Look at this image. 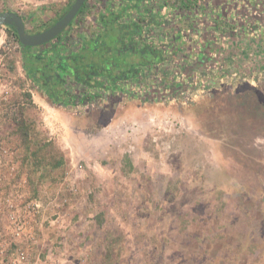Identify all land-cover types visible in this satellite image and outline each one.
Masks as SVG:
<instances>
[{"label":"rangeland","instance_id":"rangeland-1","mask_svg":"<svg viewBox=\"0 0 264 264\" xmlns=\"http://www.w3.org/2000/svg\"><path fill=\"white\" fill-rule=\"evenodd\" d=\"M74 1L0 0V14L37 32ZM189 1L160 2L177 30L211 0ZM260 1L255 31H145L166 63L73 107L29 83L0 27V264H264Z\"/></svg>","mask_w":264,"mask_h":264},{"label":"crops","instance_id":"crops-1","mask_svg":"<svg viewBox=\"0 0 264 264\" xmlns=\"http://www.w3.org/2000/svg\"><path fill=\"white\" fill-rule=\"evenodd\" d=\"M194 1L190 0L189 4H193ZM160 2L163 0H87L77 16V20H80L81 15L88 11L87 5L92 3L99 5L100 7L96 8L95 14V30L83 27L78 21V26L81 25L82 27H79L77 31H107L104 34L107 36V40L121 31L124 34L125 45L132 44L133 50L140 51L149 42L156 50L164 49L163 44L156 43L152 37L145 40V31H227V29L225 30L226 25L232 28L231 31H255L257 30L255 29L256 25H260L253 20L255 18L253 13H256L255 7L262 4L260 0H256V4L252 3L251 0H211L209 2L213 3L214 6L208 2L202 7L201 12L196 11L198 14H194L195 16L189 24V30L184 27L181 30L175 29L177 25L173 23L174 16L172 15V20H169L170 14L175 8L167 9L168 6H161ZM249 2L252 3L250 8L244 5ZM260 17L264 21V13ZM212 21L216 23H212ZM85 24L89 25V19L85 21ZM212 24L216 26L214 29L211 28ZM133 31L136 33L134 34ZM140 33L142 35L138 37ZM117 45L121 46L117 42L112 45V48H116ZM207 47L208 45L205 49ZM252 48V46L247 45V50H252ZM164 50L167 53L166 48ZM253 50L256 51V49ZM152 61L156 62V58Z\"/></svg>","mask_w":264,"mask_h":264},{"label":"flooded vegetation","instance_id":"flooded-vegetation-1","mask_svg":"<svg viewBox=\"0 0 264 264\" xmlns=\"http://www.w3.org/2000/svg\"><path fill=\"white\" fill-rule=\"evenodd\" d=\"M79 15V14H78ZM77 15V16H78ZM77 16L75 19L71 22V24L56 38V40H64L63 43V49L67 48L66 57L70 56L71 58L67 61L65 60L63 63H57L55 66V70L52 72V68L48 65H45V72L47 77H50L54 75L55 78H57L58 82L61 84V89L65 88L66 92L71 93L75 97H79V99L85 97L86 88L84 86H81V68L79 62L75 63V54L79 53L81 50L86 49L87 52H89L90 57L88 58V61L86 64L88 65V69L90 70V74H97L98 81L104 83L105 86H103V90L100 89H93L91 91V94L93 95V98H97L101 95V92H112L116 94L122 93V90L124 88V85L127 81L137 78L139 75L137 73H141V70L143 68H146L150 65L156 64V62H153L152 59H154L151 55V53L143 48L140 51L133 50V45L129 44L125 48L117 49V52L111 54V50L104 51L103 54H99L97 56H94L96 52H98L100 49H105V45L102 43L104 42L102 39H96V38H90L87 39L88 43L87 45H83V42L85 40H80L79 37H74L73 40L69 38L71 31H77L79 30ZM76 24V26H74ZM47 29V28H46ZM32 32V34L42 32ZM107 31H98L96 34H102L104 35ZM95 36V37H96ZM65 40H69L68 42H65ZM65 43V44H64ZM102 43V47L99 45ZM51 42L44 44L42 46L38 47H32L37 52H45L46 50L50 49ZM132 48V49H131ZM107 49V48H106ZM130 49V50H129ZM109 51V52H107ZM83 52V51H82ZM127 57L129 60H127L126 63L123 62V58ZM131 71V75L133 78L129 80H124L125 75L128 73V71ZM100 74V76H99ZM118 77L119 80L116 83V86L119 88L121 86V91H118L114 88L113 82L111 81L112 78ZM122 84V85H121ZM43 96L50 101L48 97H46L44 94ZM89 101L83 100L81 103L75 102L74 104H66L63 101L60 102V104L57 107H73L80 104H86Z\"/></svg>","mask_w":264,"mask_h":264},{"label":"trees","instance_id":"trees-1","mask_svg":"<svg viewBox=\"0 0 264 264\" xmlns=\"http://www.w3.org/2000/svg\"><path fill=\"white\" fill-rule=\"evenodd\" d=\"M87 0H85L84 5L82 6V8L85 6ZM71 7V5L67 8V10L60 15L58 18H56L54 20V22L52 24H50L49 26H44L42 27V30H45L46 28L52 26L54 23H56L67 11L68 9ZM81 8V9H82ZM78 12V14L81 12ZM77 14V15H78ZM8 27V26H7ZM9 29L12 30L13 34L15 35L16 39H17V35L15 30L12 27H8ZM27 33L32 34V32L26 30ZM38 32V31H37ZM133 33L135 34L136 32L133 31ZM141 33L138 34V37H141ZM96 39L99 40H103L104 42H102L105 45V49H100L98 52L95 53L94 56H97L99 54H103L104 51L106 50H111V54L117 52V49L120 48H125L127 45H129V43L127 45H125L124 43V34L121 33V31H118L117 34L114 37H110L107 40V36L99 34L95 37ZM134 38V37H133ZM140 40V38H139ZM64 41V40H63ZM62 40H52L51 41V48L46 50L44 53L43 52H37L35 51V49H33L32 47H24L22 46L17 39V42L19 44V50H20V55H21V63H22V68L24 71V75L27 78V80L29 81V83L35 87L36 89H38L39 91L42 92V94H44L46 97H48L50 99V102L52 103L53 106H58L60 104L61 101H63L66 104H74L75 102H79L81 103L83 100L85 101H91L93 95L91 94V91L93 89H100L103 90V86L104 83L98 81L97 78V74L93 75L90 74V70L88 69V65L86 64V62L88 61V58L90 57L89 52H87L86 49L81 50L79 53L75 54V63L77 64L79 62L80 64V68H81V86L84 88H86V93H85V97H83L82 99L79 97H75L74 95H72L71 93L66 92L65 88L61 89V84L58 82L57 78L51 76L50 79L49 77H47L46 73L44 74V68L45 65H48L52 68V72L55 70V66L57 63H63L65 60L67 61L68 59H70L71 57L68 56L66 57V53H67V48H62L63 47V42ZM69 41V40H68ZM67 40H65V42H68ZM119 42V44H121V46H116V48H112V45L114 43ZM88 40H85L83 42V45H87ZM102 43L99 45L100 47H102ZM65 44V43H64ZM153 47V48H152ZM107 48V49H106ZM144 48L147 49L152 57L155 59L156 58V64H164L167 61V54L165 53V50L162 48H159L158 50H156L154 48V46L150 45V42L148 44L144 45ZM83 51V52H82ZM109 52V51H107ZM127 57L125 56L123 58V62L126 63L127 62ZM140 73H137V75H139ZM100 76V74H99ZM133 78L131 75V71L129 70L128 73L125 75L124 80H129ZM119 78L118 77H114L112 78V82H113V86L116 90L121 91V86L118 88L116 86V83L118 82ZM122 85V84H121ZM75 105V104H74Z\"/></svg>","mask_w":264,"mask_h":264},{"label":"water","instance_id":"water-1","mask_svg":"<svg viewBox=\"0 0 264 264\" xmlns=\"http://www.w3.org/2000/svg\"><path fill=\"white\" fill-rule=\"evenodd\" d=\"M84 3L85 0H75L68 11L56 23L39 33H27L22 18L12 12L0 14V27H12L16 32L18 42L24 47L42 46L56 39L71 24Z\"/></svg>","mask_w":264,"mask_h":264},{"label":"built area","instance_id":"built-area-1","mask_svg":"<svg viewBox=\"0 0 264 264\" xmlns=\"http://www.w3.org/2000/svg\"><path fill=\"white\" fill-rule=\"evenodd\" d=\"M18 43V42H17ZM18 46H19V44H18Z\"/></svg>","mask_w":264,"mask_h":264}]
</instances>
